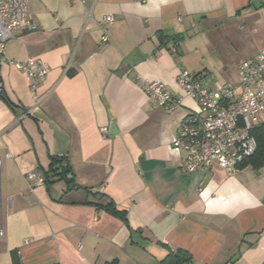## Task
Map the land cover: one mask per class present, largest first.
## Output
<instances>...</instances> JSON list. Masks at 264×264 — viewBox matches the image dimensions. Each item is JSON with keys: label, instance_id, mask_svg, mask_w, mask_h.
Listing matches in <instances>:
<instances>
[{"label": "crops", "instance_id": "1", "mask_svg": "<svg viewBox=\"0 0 264 264\" xmlns=\"http://www.w3.org/2000/svg\"><path fill=\"white\" fill-rule=\"evenodd\" d=\"M27 9L37 29L0 56V264H161L176 249L193 264H264V164L184 172L172 144L196 109L178 72L212 90L237 82L239 63L264 49V0H28ZM106 14L113 22L97 25ZM27 58L49 66L35 92L11 64ZM141 79L162 82L181 105H154ZM66 162L78 187L54 175ZM28 171L49 181L33 185ZM102 195L126 223L89 203Z\"/></svg>", "mask_w": 264, "mask_h": 264}, {"label": "built area", "instance_id": "2", "mask_svg": "<svg viewBox=\"0 0 264 264\" xmlns=\"http://www.w3.org/2000/svg\"><path fill=\"white\" fill-rule=\"evenodd\" d=\"M27 5L28 0H0V56L16 34L37 29ZM84 18L94 21L89 12ZM113 20L111 14H106L96 22L107 26ZM101 40L108 41L107 34L103 33ZM11 64L25 74L32 92L49 72L48 64L41 59L11 60ZM237 72V82L223 84L216 90L201 85L197 76L185 68L178 72V85L196 104V109L183 117L172 143L184 152V172L208 171L216 164L231 174L255 153L257 143L252 131L264 123V49L240 62ZM139 86L154 105L165 110H174L182 103V97L171 93L160 81L141 79ZM2 92L0 78V95ZM100 130L103 135L107 133V127ZM25 178L33 185L43 183V176L36 171L26 172Z\"/></svg>", "mask_w": 264, "mask_h": 264}, {"label": "trees", "instance_id": "3", "mask_svg": "<svg viewBox=\"0 0 264 264\" xmlns=\"http://www.w3.org/2000/svg\"><path fill=\"white\" fill-rule=\"evenodd\" d=\"M252 133L256 139L257 149L255 153L243 163L250 162L253 165V167L258 168L264 164V123L256 126L253 129ZM52 160L54 161V163H57L60 162L59 160H61V158L52 157ZM54 171H55L54 175H58L59 178L65 179L67 185L69 184L67 186V189L78 187L76 184L73 183V179L67 176L68 172L70 171L67 162L61 166H54ZM41 175L43 176V183H47L49 181V175L46 173H43ZM101 198L105 199L103 203H99L96 201H91L89 203L97 207L104 208L105 210H108L113 215L119 217L121 220H123L126 223V215L124 210L117 208L114 201L111 198L106 197L105 195H102ZM230 262L231 261H228L225 264H230ZM116 263L117 260L114 259L111 261H106L103 264H116ZM161 264H193V261L188 251L183 249H176L174 251L169 252L162 260Z\"/></svg>", "mask_w": 264, "mask_h": 264}, {"label": "water", "instance_id": "4", "mask_svg": "<svg viewBox=\"0 0 264 264\" xmlns=\"http://www.w3.org/2000/svg\"><path fill=\"white\" fill-rule=\"evenodd\" d=\"M254 2H255V0H254ZM113 127H114V124L113 123L110 124V129H113Z\"/></svg>", "mask_w": 264, "mask_h": 264}]
</instances>
